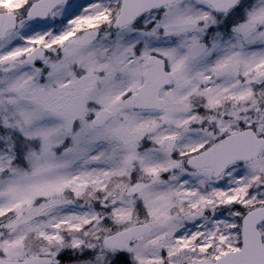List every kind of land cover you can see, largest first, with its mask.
Masks as SVG:
<instances>
[{"label":"snow or ice","instance_id":"6c2138e0","mask_svg":"<svg viewBox=\"0 0 264 264\" xmlns=\"http://www.w3.org/2000/svg\"><path fill=\"white\" fill-rule=\"evenodd\" d=\"M0 264H264V0H0Z\"/></svg>","mask_w":264,"mask_h":264}]
</instances>
